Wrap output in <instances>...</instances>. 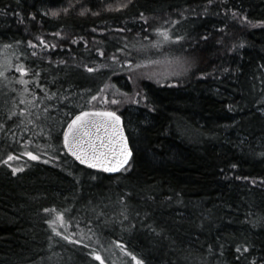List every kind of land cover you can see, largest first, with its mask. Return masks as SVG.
I'll return each instance as SVG.
<instances>
[{"label":"trees","instance_id":"trees-1","mask_svg":"<svg viewBox=\"0 0 264 264\" xmlns=\"http://www.w3.org/2000/svg\"><path fill=\"white\" fill-rule=\"evenodd\" d=\"M2 52L0 264H264V0H0ZM167 54L186 74L137 76ZM94 108L116 175L63 145Z\"/></svg>","mask_w":264,"mask_h":264},{"label":"snow or ice","instance_id":"snow-or-ice-1","mask_svg":"<svg viewBox=\"0 0 264 264\" xmlns=\"http://www.w3.org/2000/svg\"><path fill=\"white\" fill-rule=\"evenodd\" d=\"M55 15V13H53ZM177 39H180L177 37ZM24 71V69H19ZM91 71V69H89ZM103 117L106 119H97ZM121 118L115 112L89 113L82 112L68 125V131L64 135V143L68 145V151L83 163L93 168H104L106 171H114L115 167H123L131 156L127 139L120 126ZM32 158L38 156L28 153ZM119 157V159H117ZM9 159H12L10 156ZM114 165L106 167V165ZM60 220L63 216L60 214ZM131 255V253H128ZM100 259V257H97ZM137 264L143 261L137 260Z\"/></svg>","mask_w":264,"mask_h":264},{"label":"rangeland","instance_id":"rangeland-1","mask_svg":"<svg viewBox=\"0 0 264 264\" xmlns=\"http://www.w3.org/2000/svg\"><path fill=\"white\" fill-rule=\"evenodd\" d=\"M3 55H5L4 52H2L1 57ZM163 57H165V58H161L159 60H156L154 63H148L146 65H144V64L141 65V63H138L137 65H135V67L137 66V67H140V69H141L138 72L137 76H139V78L146 76L149 79H153L155 81L164 83V82H167L168 80L173 79L176 76H179L180 74L181 75L186 74L185 72L189 69L190 63L187 60L183 59L182 57L181 58L173 57V56L168 55V54L163 56ZM2 58H3V61L0 60V72H4V71L6 72V69L8 68V65H9V61H7L6 57H4V56ZM154 65H155V67H154ZM144 66H147L148 68L144 67ZM149 66H151V67H149ZM151 68H153V69H151ZM2 74L0 73V75H2ZM6 74H7V72H6ZM6 74H3V76ZM171 83H174V82H171ZM6 88H7V85H5V82L2 81L0 83V96L2 95V93L5 92ZM117 93H119V92H117ZM114 94L116 95V92ZM140 94H141L140 92L135 93V95L133 97H131V98L126 97L125 99H122V97L121 98L117 97V98H115V100L113 102L116 103V102H119L120 100H122L124 103L129 102L130 100H134V101L136 100L139 102L142 98V96H140ZM106 101L108 102L109 99H106ZM60 214H62V213L59 212V213L55 214L53 223H54L56 229H59L60 231H62V229H64L65 226L67 225V221H66L64 215L62 214L63 221L61 222Z\"/></svg>","mask_w":264,"mask_h":264},{"label":"water","instance_id":"water-1","mask_svg":"<svg viewBox=\"0 0 264 264\" xmlns=\"http://www.w3.org/2000/svg\"><path fill=\"white\" fill-rule=\"evenodd\" d=\"M82 112H89V113H103V112H115L120 118V126H121V129L123 131V134L124 136L126 137L127 139V145H128V148L131 150V156L128 158V162L126 164H124L123 167H115V170L114 171H106L104 168H93L91 167L89 164H86V163H83L81 160L77 159L76 156H74L71 152L68 151V145L64 143V135L65 133L68 131V125L71 124L72 120H74L76 118V116L80 115ZM97 119H106V118H103V117H98ZM69 124L67 125V127L65 128L64 130V133H63V145H64V148L65 150L67 151V153L75 160V162H77L79 165L81 166H84V167H87V168H90L92 170H97V171H101V172H104L108 175H116L118 173H120L121 171H123L125 168H127L131 162H132V159H133V154H134V151H133V148L131 146V143H130V139H129V136H128V133H127V130H126V127H125V124H124V119H123V116L118 113L117 111L115 110H112V109H100V108H94V109H85L81 112H79L78 114H76L72 119L71 121L69 122ZM117 159H119V157H117ZM109 166H114V165H106V167H109Z\"/></svg>","mask_w":264,"mask_h":264}]
</instances>
